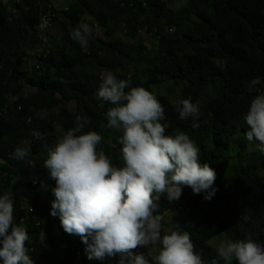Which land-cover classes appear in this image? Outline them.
Wrapping results in <instances>:
<instances>
[{
    "label": "trees",
    "instance_id": "obj_1",
    "mask_svg": "<svg viewBox=\"0 0 264 264\" xmlns=\"http://www.w3.org/2000/svg\"><path fill=\"white\" fill-rule=\"evenodd\" d=\"M80 23L93 29L87 50L71 37ZM262 61L264 0H0V195L12 194L14 220L26 228L33 264L118 260H88L80 237L66 233L59 216L50 214L55 181L44 168L48 150L63 134L57 126L97 132L111 163L123 160V131L107 126L113 105L97 95L105 72L153 92L164 107L166 134H199L193 140L200 162L216 172L218 190L210 201L189 187L177 201L161 196L154 213L164 216L161 235L187 231L207 264L218 257L214 242L264 241V154L254 144L245 150L244 138L255 89L264 88ZM257 78L261 84L252 86ZM187 80L208 90L196 128L191 119L176 117L175 101L189 97ZM37 131L42 138L33 135ZM234 142L241 151L222 160ZM18 146L30 147L26 159L10 158ZM29 206L38 217L28 214ZM159 247L134 252L156 255Z\"/></svg>",
    "mask_w": 264,
    "mask_h": 264
},
{
    "label": "clouds",
    "instance_id": "obj_2",
    "mask_svg": "<svg viewBox=\"0 0 264 264\" xmlns=\"http://www.w3.org/2000/svg\"><path fill=\"white\" fill-rule=\"evenodd\" d=\"M92 31L88 23H80L71 37L87 50ZM260 84L259 78L251 81L252 86ZM255 90L258 94L245 115L248 130L244 138L264 154V88ZM97 95L113 105L106 113L107 126L123 131L119 138L123 160L118 165L111 163L101 150L103 137L97 132L78 134L82 125L64 132L57 126L62 137L48 150L44 161V168L55 181V198L47 201L50 214L59 216L66 233L80 237L90 261L118 257L116 264H207L187 231L169 230L161 235L164 216L154 214L162 195L166 194L169 202L177 201L184 187L191 188L193 194L203 193L205 201L215 196L216 172L207 162L201 164L200 149L193 140L199 134L189 136L173 129L172 135H167L169 125L156 95L142 86H131L129 80L118 79L112 72L103 76ZM175 104L178 120L191 119L192 127H199L202 113L198 103L188 97ZM33 135L42 138L38 131ZM29 155L30 147L18 146L10 158L24 160ZM33 184L38 182L33 180ZM37 212L29 206L28 214L38 217ZM43 236L41 232V239ZM28 240L26 228L14 220L12 194L0 195L3 264H33L26 246ZM149 245L153 250L160 245L158 254L134 252ZM216 250L220 259L211 264H232L233 260L238 264H264V242L252 238H225Z\"/></svg>",
    "mask_w": 264,
    "mask_h": 264
},
{
    "label": "bare ground",
    "instance_id": "obj_3",
    "mask_svg": "<svg viewBox=\"0 0 264 264\" xmlns=\"http://www.w3.org/2000/svg\"><path fill=\"white\" fill-rule=\"evenodd\" d=\"M43 25V24H42ZM51 25H53V23L51 24ZM48 26V25H47ZM48 29V28H47ZM262 35V34H261ZM261 35H259L258 37H256L255 39H258ZM258 65H263L264 66V61H262V63H259ZM199 83H201V81H199ZM185 85H186V87H187V89H188V95H189V97H191L192 98V102L193 103H198V105H199V109H205L206 108V106H203V104L204 103H208V90L206 89V85H205V83H202V84H200V90L198 89V88H193V87H191L192 85L190 84V82L187 80V81H185ZM188 86H190V87H188ZM238 146V144L236 143V142H234L233 143V145H232V148H231V150H230V152H229V154L226 156V157H224L222 160H228L229 159V157L231 156V154L232 153H237V152H240L241 150L237 147ZM249 146H250V144L249 143H247L246 144V146H245V150L247 149V148H249ZM232 185H234V184H232ZM258 242H264V241H258ZM213 246H215V247H217L216 245H215V243H213ZM220 258H219V256L216 258V260H219ZM214 260V259H213ZM212 260V261H213ZM221 263H223V261H221Z\"/></svg>",
    "mask_w": 264,
    "mask_h": 264
},
{
    "label": "rangeland",
    "instance_id": "obj_4",
    "mask_svg": "<svg viewBox=\"0 0 264 264\" xmlns=\"http://www.w3.org/2000/svg\"><path fill=\"white\" fill-rule=\"evenodd\" d=\"M101 34H102V31H101L99 28H97V35H101ZM142 36H144V35L142 34ZM146 41H147V40H146ZM146 41H145V42H146ZM148 42H149V40H148ZM105 74H107V73L105 72L104 75H105ZM30 90H31V88L28 87V88H27V91H25V93L27 94L28 91H30ZM25 93H24V94H25ZM13 100H16V97L13 98ZM70 107H73V104H71ZM59 110H60L59 108H55V109L53 110V112H58ZM45 112H46V111L41 112L40 115L43 116V115L45 114ZM232 154H233V153H232ZM230 157H231V156H230ZM230 157H229V158H230ZM32 207H33V206H32ZM179 218H180V217H179ZM214 243H218V244H219V242H214Z\"/></svg>",
    "mask_w": 264,
    "mask_h": 264
}]
</instances>
